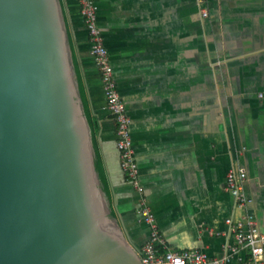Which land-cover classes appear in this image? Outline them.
<instances>
[{
    "label": "crops",
    "instance_id": "0c3cea01",
    "mask_svg": "<svg viewBox=\"0 0 264 264\" xmlns=\"http://www.w3.org/2000/svg\"><path fill=\"white\" fill-rule=\"evenodd\" d=\"M95 1L140 180L167 245L222 257L236 243L229 218L245 230L253 221L264 234V0ZM60 4L100 179L140 254L150 229L122 168L80 3ZM240 166L253 200L243 206L225 187ZM228 264L259 263L241 248Z\"/></svg>",
    "mask_w": 264,
    "mask_h": 264
},
{
    "label": "water",
    "instance_id": "95a60500",
    "mask_svg": "<svg viewBox=\"0 0 264 264\" xmlns=\"http://www.w3.org/2000/svg\"><path fill=\"white\" fill-rule=\"evenodd\" d=\"M60 0H0V264H143L112 214Z\"/></svg>",
    "mask_w": 264,
    "mask_h": 264
},
{
    "label": "built area",
    "instance_id": "2783aa9c",
    "mask_svg": "<svg viewBox=\"0 0 264 264\" xmlns=\"http://www.w3.org/2000/svg\"><path fill=\"white\" fill-rule=\"evenodd\" d=\"M79 3L89 33L91 52L101 71L107 108L117 123V147L120 151L122 168L139 194L140 219L150 229L149 239L140 253L143 264H228L241 248L250 251L252 262L263 264L264 234L258 230L253 221H249V228L245 230L244 223L235 224L231 218L227 219L236 243L230 247L229 253L222 257H210L199 250H176L167 245L140 180V169L131 132L132 119L119 92L114 67L99 25V6L95 0H79ZM203 14L207 16V12ZM259 96L263 98L264 95L260 93ZM246 179L247 171L243 166L231 168L226 175V190L237 199L240 206L248 205L253 201L244 192Z\"/></svg>",
    "mask_w": 264,
    "mask_h": 264
},
{
    "label": "rangeland",
    "instance_id": "374dc122",
    "mask_svg": "<svg viewBox=\"0 0 264 264\" xmlns=\"http://www.w3.org/2000/svg\"><path fill=\"white\" fill-rule=\"evenodd\" d=\"M112 214H113V216H114V218L116 219V221H118L117 220V217L115 216V214L112 212ZM118 223H119V221H118ZM120 224V223H119Z\"/></svg>",
    "mask_w": 264,
    "mask_h": 264
},
{
    "label": "bare ground",
    "instance_id": "6f19581e",
    "mask_svg": "<svg viewBox=\"0 0 264 264\" xmlns=\"http://www.w3.org/2000/svg\"><path fill=\"white\" fill-rule=\"evenodd\" d=\"M140 251H141V249H140Z\"/></svg>",
    "mask_w": 264,
    "mask_h": 264
}]
</instances>
